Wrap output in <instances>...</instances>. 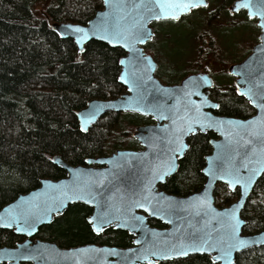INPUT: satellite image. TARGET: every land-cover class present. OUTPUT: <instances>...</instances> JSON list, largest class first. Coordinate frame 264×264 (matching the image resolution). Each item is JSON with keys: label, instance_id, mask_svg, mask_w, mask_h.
<instances>
[{"label": "trees", "instance_id": "trees-1", "mask_svg": "<svg viewBox=\"0 0 264 264\" xmlns=\"http://www.w3.org/2000/svg\"><path fill=\"white\" fill-rule=\"evenodd\" d=\"M217 1L209 4L217 6L210 12V19L222 15L236 38L231 46L221 41L219 31L224 26L220 27L219 18V28L210 30V48L206 50L214 61H210V68L204 64V69L215 78L211 95L220 103L217 112L245 118L255 110L238 94L228 67L251 52L260 28L246 11L229 10L234 0ZM101 7L103 0H0V208L19 192L38 186L42 177L65 176L66 171L50 159L56 154L70 163L80 164L88 157L110 154L118 148H140L132 131L137 125L153 122L151 117L110 111L83 132L76 115L89 100L117 97L126 90L118 78L119 61L125 52L120 47L91 40L80 53L74 39L62 38L52 23H87ZM192 14L178 21L152 23L156 35L145 44V49L158 61L156 74L166 83L180 82L187 74L198 71L197 66L180 68L179 55L169 49L170 42L181 43L177 37H170L171 32H180V26ZM240 15L245 18L243 21L236 18ZM167 22L178 27L168 32ZM154 24L160 25L158 29ZM198 52L202 54V47ZM214 63L219 65L218 72L212 69ZM215 136L209 131L191 137L178 171L161 187L181 195L200 189L205 181L202 173L205 156L211 152L210 139ZM238 195V189L231 191L226 184L218 183L216 203L227 205ZM91 211L84 203L71 204L51 223L42 225L36 237L57 241L61 246L87 242L117 246L133 243V235L122 229L110 227L96 234L87 221ZM242 214L248 220L244 233L264 229V175ZM150 223L163 226L157 219H151ZM23 238L14 230L0 229V246L16 245ZM158 264H213V261L208 254H192ZM235 264H264V246L239 253Z\"/></svg>", "mask_w": 264, "mask_h": 264}, {"label": "water", "instance_id": "water-1", "mask_svg": "<svg viewBox=\"0 0 264 264\" xmlns=\"http://www.w3.org/2000/svg\"><path fill=\"white\" fill-rule=\"evenodd\" d=\"M250 2L253 5L252 9L240 11L245 10L248 15L249 11L264 10V0H250ZM235 3L236 0L229 6L232 13L240 12L233 11ZM145 5L151 6V0H110L109 5L103 0V7L99 8L87 23L74 21L52 23L59 35L69 24L89 30L102 20L112 24L118 22L126 28L142 24L143 32L151 34V38L144 42H135L129 48L123 47L122 44L114 46L98 36L91 37L77 46L78 52L83 53L84 51L81 52L79 47L85 49L89 41L100 40L110 46L122 48L125 54L120 60H125V63L120 64L119 76L123 74L129 81L124 83L119 79L126 88L119 96L106 99L93 98L77 113L83 114L94 106H105L87 125L88 130L110 111L138 113L151 117L153 122L136 126L133 137L140 143L139 149L118 148L111 154L88 157L80 164L66 161L61 154L54 155L52 160L58 161L54 164L66 171L65 176L42 177L38 186L19 192L15 198L0 208V229L14 230L16 234L24 236V239L16 245L0 246V264H149V261L151 264H158L164 260L185 258L192 254H208L215 264H235L239 253L264 246V229L254 233H244L243 229L248 220L242 214L264 171L254 179L246 195L241 194L244 190L237 185L235 190H239V195L231 203L219 206L215 196L218 183L227 185L226 181L219 179L220 172L217 166L231 165L240 168L243 174H246V169L241 168L242 164L248 163L249 167L255 168L264 167V135L260 134L258 125L248 123L264 116V113L250 102V94H241L249 93L250 89L252 92L264 89V28L260 27L262 21L259 16L254 17L261 29L260 40L252 46L251 52L245 58L232 63L228 68L229 74L235 77L238 94L244 96L255 110L252 115L243 118L219 113L217 112L219 108L211 107L212 104L220 105V103L211 95L215 79L206 70L190 73L178 83H165L157 76L159 63L146 51L144 45L155 36L152 23L167 19L163 17L159 20L155 19L145 12L143 7ZM192 10L180 13L179 19L190 14ZM104 13L108 15L104 16ZM61 37L72 38L75 41L70 34ZM201 77H207L210 83L204 84ZM192 81H198L200 86L190 97H186L184 92L192 89ZM134 83L137 85L135 88ZM185 85L188 86L187 89ZM163 89H168L169 92L166 93ZM197 92L199 95L196 94ZM204 99L209 103L204 105L203 112L210 113L218 120H233L238 123H225L219 130L213 128L201 132L212 131L216 136L210 139L212 150L205 156V165L202 169L205 181L200 189L185 195L168 192L161 185L178 171L180 159L190 147L188 139L191 136L183 137L188 147L175 159L171 171H168L162 180L152 179L154 170H162L161 166L169 161L170 149L175 146L171 143L174 139L173 130L184 116L185 106L190 101L199 103ZM161 115L166 118L160 119ZM77 118L80 125L81 120L78 116ZM249 141L251 143H248ZM209 168L216 172L215 177L206 171ZM150 181L151 190H148L145 185ZM145 195L152 200V203H145L144 208L135 207V201L144 202ZM79 196H83V199L78 198ZM205 198L208 203L201 204ZM75 203H84L92 207L87 221L96 234L110 227L122 229L133 235V243L128 246H117L87 242L74 246H61L57 241L35 237L42 225L51 223ZM20 208L30 210L38 218L34 230L25 227L24 231H17L18 226L24 227L20 221L13 223L12 227L6 226L14 212ZM153 208L156 214H153ZM233 210L236 218L242 221L237 236L246 241V246L232 249L229 261H216L215 257L220 253L215 249L207 252L192 251L186 256H178L173 251H169L172 245H178L180 240L187 241L194 236L208 234L213 240H217L226 235L228 231L224 226L227 222L226 213ZM100 216H103L108 223L101 225L96 219ZM134 216L140 217V220L131 219ZM152 218L161 221L165 227L152 225L150 223Z\"/></svg>", "mask_w": 264, "mask_h": 264}, {"label": "snow or ice", "instance_id": "snow-or-ice-1", "mask_svg": "<svg viewBox=\"0 0 264 264\" xmlns=\"http://www.w3.org/2000/svg\"><path fill=\"white\" fill-rule=\"evenodd\" d=\"M106 5H109L110 0H104ZM207 7V0H151V6H143L145 12L152 15L155 19L159 20L162 17L166 19H179L180 13H187L192 9L199 7ZM135 7V6H134ZM253 5L250 0H236V3L233 5V11H240L241 9H252ZM156 10V11H154ZM108 13H104V16H107ZM249 18H254L259 16L262 23L260 24L261 28H264V10L258 11H249ZM122 19V17H121ZM66 34H70L75 38V43L77 46H80L84 41L90 39L91 37H99L102 40L107 41L109 44L118 45L122 44L123 47L129 48L135 42H144L146 39L151 38V34L143 32L142 24H135L132 28H126L121 26L118 22L115 24L109 23L107 20H102L99 24L93 25L92 29L89 30L85 27H81L79 25H66L65 30L60 33L61 36ZM81 52L85 51L83 47H79ZM147 60V58H144ZM125 60L121 59L120 64H124ZM122 82L128 83L129 81L126 79L125 75L121 74L118 77ZM201 80L204 84H209L210 81L207 77H201ZM200 86L198 81H192V89L184 92L186 97H190L193 94V91ZM137 87L134 83V88ZM187 89L188 86L185 85ZM164 92L168 93V89H163ZM199 95V93H196ZM242 95L250 94V102L253 103L257 108L264 113V89L259 92H252L251 89L249 93H241ZM209 101L204 99L199 103L189 102L188 105L185 106L184 116L180 118V123L173 130L174 139L171 141L173 148L170 149V158L169 161L161 166L162 170H154L152 179L154 180H162L164 175L167 174L168 171H171L172 166L174 165V161L180 154L184 152V150L188 147V145L184 142L183 137L192 136L198 132H204L209 129H217L219 130L222 125L225 123L228 124H236L237 121L233 120H218L213 117L208 112H203L202 108L204 105H207ZM111 106V105H107ZM105 106H94L89 111L81 114L77 113L76 115L80 118V129L82 131H87V125L90 124L94 118L99 114L100 111L103 110ZM211 107L219 108V104H212ZM160 119H165L163 115L159 117ZM175 123V121H174ZM252 125H258L260 129V134L264 135V116H261L258 119H254L253 121L248 122ZM256 134L255 132L253 133ZM248 143H251L249 141ZM52 159V158H50ZM53 163H58V161L52 160ZM257 163H260L257 161ZM218 171L220 172L219 179L226 181L229 189L235 190L237 185L241 186L244 190L241 194L246 195L247 191L251 188L254 179L257 176L261 175V172L264 171V167L255 168L249 167L248 163L242 164L241 168L246 169V174L241 173L240 168H234L231 165L228 167L217 166ZM213 177L216 176V172L213 169L209 168L206 170ZM145 188L151 190V181L145 185ZM78 198L83 199V196H79ZM144 202L140 200L135 201L134 206L138 208H144L145 203L151 204L152 200L145 195L143 197ZM208 203L207 199L201 201V204ZM239 203V201H237ZM210 207V204H209ZM147 210V209H146ZM153 214H156L155 209L153 208ZM227 222L226 226L228 231L226 235L221 236L217 240H213V238L205 234L203 236H194L189 238L187 241L180 240L178 245H172L169 251H173L175 255L178 256H186L189 252H207L211 249L217 250L220 254L215 257L216 261L225 260L229 261L231 250L238 247H245L246 241L237 236V231L240 228L242 221L236 218L235 210L232 212L226 213ZM37 217L30 210L20 208L18 211L14 212L13 217L7 223V227H12L13 223L16 221H20L23 223L24 227H17V231H24L25 227L34 230L35 223L37 221ZM100 224L103 225L108 223V221L103 217H97ZM133 220H140V217L134 216L131 217ZM30 234V233H29ZM139 243V241H137ZM153 255H160V253H153ZM151 264V261H149ZM215 264V261L213 262Z\"/></svg>", "mask_w": 264, "mask_h": 264}, {"label": "rangeland", "instance_id": "rangeland-1", "mask_svg": "<svg viewBox=\"0 0 264 264\" xmlns=\"http://www.w3.org/2000/svg\"><path fill=\"white\" fill-rule=\"evenodd\" d=\"M212 0H210L211 3ZM218 3L221 0L217 1ZM212 5V4H211ZM217 6H209L208 8H198L194 10L184 26H180V32H171L170 37H177L176 40L181 42L177 44L176 42H170L172 45L169 48L172 53L179 55L177 57V65L180 68H192L193 66L198 67V72L203 71L204 64L208 65L210 68V61H214L212 55L207 56L206 50L210 48V30L214 29L217 30L219 28L218 19L221 18L220 27L224 26L221 29L219 34L221 36V41L226 45H232L235 41L236 35L234 31L226 25L228 20L224 17H220L222 15L214 16V19H210V12H213ZM236 18L242 19L243 21L245 18L243 16H237ZM160 24V23H159ZM159 24H154L155 28L158 29L160 26ZM178 24H174L173 22H167V31H171L172 28L178 27ZM174 40V39H172ZM199 47H202V54L198 52ZM197 57V60H196ZM214 71H219V65H215L212 68ZM135 128L133 129L132 133L134 132ZM124 148V147H123Z\"/></svg>", "mask_w": 264, "mask_h": 264}, {"label": "flooded vegetation", "instance_id": "flooded-vegetation-1", "mask_svg": "<svg viewBox=\"0 0 264 264\" xmlns=\"http://www.w3.org/2000/svg\"><path fill=\"white\" fill-rule=\"evenodd\" d=\"M207 8V7H206ZM243 11V10H242ZM247 13V12H246ZM256 19V18H255ZM256 21H257V19H256ZM260 28V27H259ZM260 32H261V29H260ZM260 32H259V35H260ZM156 35V34H155ZM155 37V36H154ZM260 39L258 38V41H259ZM257 41V42H258ZM256 42V43H257ZM252 49V48H251ZM245 58V57H244ZM240 61V60H239ZM198 72V71H197ZM215 79V78H214ZM211 92H212V90H211ZM207 133V132H206ZM192 137V136H191ZM191 137H189V139L191 138ZM189 139H188V142H189ZM88 206V205H87ZM90 207V206H89ZM92 208V207H91ZM92 212V211H91ZM88 217V216H87ZM152 219H155V218H152ZM151 220V219H150ZM163 224V223H162ZM153 225V224H152ZM155 226H157V225H155ZM159 227H165V225L163 224V226H159ZM36 237V236H35ZM38 237V236H37ZM24 239V238H23Z\"/></svg>", "mask_w": 264, "mask_h": 264}]
</instances>
